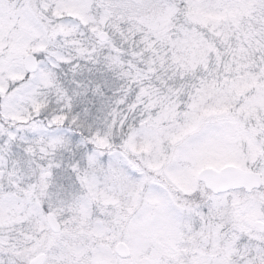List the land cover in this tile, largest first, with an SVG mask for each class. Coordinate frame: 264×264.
Wrapping results in <instances>:
<instances>
[{
    "label": "snow or ice",
    "instance_id": "obj_1",
    "mask_svg": "<svg viewBox=\"0 0 264 264\" xmlns=\"http://www.w3.org/2000/svg\"><path fill=\"white\" fill-rule=\"evenodd\" d=\"M0 264H264V0H0Z\"/></svg>",
    "mask_w": 264,
    "mask_h": 264
}]
</instances>
